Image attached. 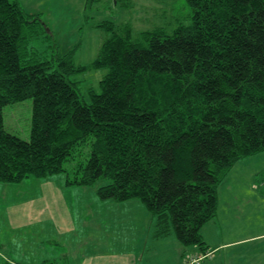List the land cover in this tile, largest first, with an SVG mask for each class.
Listing matches in <instances>:
<instances>
[{
	"label": "trees",
	"instance_id": "1",
	"mask_svg": "<svg viewBox=\"0 0 264 264\" xmlns=\"http://www.w3.org/2000/svg\"><path fill=\"white\" fill-rule=\"evenodd\" d=\"M187 2L192 24L172 32L133 39L130 24H98L107 39L90 65L76 66L75 50L47 58L31 49L50 31L41 14L0 0V182L68 172L86 145L69 185L109 180L101 199L141 201L153 239L175 235L206 254L201 229L217 214L219 187L238 161L264 151V0ZM94 69L108 72L86 101L71 75ZM28 98L23 140L6 130L3 109Z\"/></svg>",
	"mask_w": 264,
	"mask_h": 264
},
{
	"label": "rangeland",
	"instance_id": "2",
	"mask_svg": "<svg viewBox=\"0 0 264 264\" xmlns=\"http://www.w3.org/2000/svg\"><path fill=\"white\" fill-rule=\"evenodd\" d=\"M21 1L24 8H31L28 12L37 10L50 29L45 37L30 40L29 47L47 58L75 50L76 66L90 65L97 58L108 37L97 25L106 20L130 24L133 39L143 31L165 28L172 32L181 24H192L187 0H96L88 6V0ZM107 72L94 69L71 75L83 100H90L91 90L101 91L100 81ZM32 113L31 98L7 105L3 109L6 130L29 140ZM88 152V146L79 145L66 163L68 172L31 177L17 184L0 182V264H77L92 252H116V256L120 252L119 264H131L134 253L138 264L142 260L143 264H177L178 248L172 239L179 242L175 235L164 240L163 249L152 247L153 233L146 252L144 243H139L143 236L138 233L144 227L147 230L152 214L131 208V201L137 199H101L98 189L110 182L105 178L88 186L67 183L78 163L87 161ZM129 214L131 218L134 215L133 225L125 227L119 221ZM203 227L201 235L210 239V256L199 264H221L225 257L224 264H264V151L234 165L219 187L217 214ZM220 242L230 244L220 247L215 256L213 244ZM183 247L190 251L184 253L183 260L200 254L197 246Z\"/></svg>",
	"mask_w": 264,
	"mask_h": 264
},
{
	"label": "crops",
	"instance_id": "3",
	"mask_svg": "<svg viewBox=\"0 0 264 264\" xmlns=\"http://www.w3.org/2000/svg\"><path fill=\"white\" fill-rule=\"evenodd\" d=\"M20 2H21V4L23 5V3H22V1L21 0H19ZM99 1V0H98ZM24 3H26L25 2V0H24ZM27 11H30V9L31 8H25ZM39 9V8H38ZM34 12H38L37 10H35ZM259 192V191H258ZM114 204V203H113ZM124 203H122V205H123ZM115 206H117L116 204H114ZM120 206V205H119ZM131 208H133V209H135V208H138V210H140V211H142V212H144V213H146L147 212V214L149 213L148 212V210L146 209V207L144 206V204L141 202V201H139V200H135V201H131V206H130ZM125 213V212H124ZM131 213V212H130ZM133 217H134V215H133ZM131 218L130 217V214L128 215V217L126 218V217H124V220L123 221H119L120 223H122L123 225H125V227H128L129 225H133V221H134V218ZM148 218H150V225H149V227L147 228V230H146V228L144 227V229H143V231H140L139 233H138V235H141V236H143V239L142 238H139V243H144V249H145V252H146V250H147V247H148V243H149V240L151 239V234H152V232H153V229H154V222H155V219H154V217H153V215L151 216V217H148ZM119 222H116V225H118L119 224ZM96 224L98 225V226H100L99 225V223L98 222H96ZM141 228H140V230L142 229V226H140ZM204 228V227H203ZM138 230V229H137ZM129 231H131L130 229H129ZM202 236H204V240H205V243H206V246H207V249L209 250V248H210V246H211V244L208 242V241H210V239L207 241V237H205V234L203 233V235ZM262 236H264V234H262ZM140 237V236H139ZM255 237H260V234L259 235H255L254 237L252 236V237H250V238H255ZM170 238H172L171 236L170 237H167V238H162V239H154V241H153V244H152V247L154 248V249H156L157 248V250L158 249H160V248H162V246H163V243H164V240L165 239H169L170 240ZM249 238H247V239H243V240H239L238 242H241V241H245V240H248ZM173 240V242H175V244L177 245V260H178V262H177V264H183V262L186 260V262L188 261L186 258L183 260V256H184V253H186L187 251L188 252H190L189 251V249H186V248H184L183 246L182 247H180V243H176L177 241H174V239H172ZM172 242V243H173ZM179 242V241H178ZM113 244L114 243H116V242H112ZM242 243V242H241ZM227 244H230V243H225V244H222L221 242H220V244H213V246H214V248L212 249V251L214 250V251H216V253H215V256H216V254H217V252H219L220 251V247H223V246H226ZM165 246V245H164ZM163 246V247H164ZM163 249V248H162ZM191 251H194V249H191ZM118 253V255L116 256V252H106L105 254H103V253H101V254H99V252H92V253H90V254H88V255H86V258L83 260H80V261H78V263L77 264H119V262H120V252H117ZM103 254V255H102ZM143 255H145V253H143ZM195 255V254H194ZM193 255V256H194ZM137 257H138V254L137 253H134L133 254V257H131L130 258V263L131 264H138L137 262H136V259H137ZM144 257V256H143ZM119 258V259H118ZM226 258V257H225ZM225 258L223 259V261H222V263L221 264H224L223 262L225 261ZM141 259H143V258H141ZM167 260H169V257H166V261ZM244 260H246V262H247V259H244ZM141 264H143V260H142V262H141ZM176 264V263H175ZM210 264H213V263H210ZM241 264H242V262H241ZM248 264V263H247Z\"/></svg>",
	"mask_w": 264,
	"mask_h": 264
},
{
	"label": "built area",
	"instance_id": "4",
	"mask_svg": "<svg viewBox=\"0 0 264 264\" xmlns=\"http://www.w3.org/2000/svg\"><path fill=\"white\" fill-rule=\"evenodd\" d=\"M209 251L206 254L194 255L186 262V264H199L203 259H206L209 255ZM212 254V253H211Z\"/></svg>",
	"mask_w": 264,
	"mask_h": 264
}]
</instances>
